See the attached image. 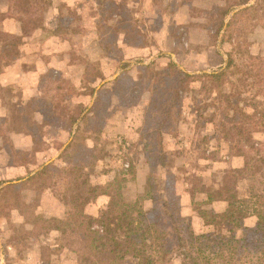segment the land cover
Here are the masks:
<instances>
[{
  "label": "rangeland",
  "instance_id": "374dc122",
  "mask_svg": "<svg viewBox=\"0 0 264 264\" xmlns=\"http://www.w3.org/2000/svg\"><path fill=\"white\" fill-rule=\"evenodd\" d=\"M52 1L47 7L42 0H7L8 10L0 12V42H21L5 63L16 64L5 76L18 79L0 83V175L11 181L18 168L54 162L48 176L16 190L6 187L11 182L2 188L0 264H79L73 248L84 245L80 236L51 228L69 216L65 166L82 161L93 184L127 177L123 192L129 198L146 195L149 174L154 191L172 181L184 186L181 210L187 196L195 227L211 229L201 210L219 212L223 203L199 202L239 163L234 121L264 142L263 125L255 121L260 115L233 116L220 95L221 89L232 92V101L246 105L248 114L264 108L258 97L264 0L245 7L238 0ZM228 5L235 6L219 30L218 6ZM57 26L61 31L53 34ZM230 53L239 65L218 85L208 74L222 71ZM171 62L194 77L180 84ZM235 188L241 196L249 192L244 180ZM110 201V194L99 195L85 212L104 217ZM143 206L150 212L153 201L146 198ZM257 221L256 214L245 218L248 226Z\"/></svg>",
  "mask_w": 264,
  "mask_h": 264
},
{
  "label": "trees",
  "instance_id": "16d2710c",
  "mask_svg": "<svg viewBox=\"0 0 264 264\" xmlns=\"http://www.w3.org/2000/svg\"><path fill=\"white\" fill-rule=\"evenodd\" d=\"M42 2L47 3L48 7L53 1ZM248 2L249 0H238L235 4L244 5ZM234 6H218L221 8L219 30L224 26L225 18ZM251 8L234 14L227 29L231 28L239 14ZM29 11L31 10L25 12ZM60 31L61 26L51 30L53 34ZM4 35L0 30V40ZM20 43L11 40L0 42V73L5 63L12 59L13 47ZM238 65L230 53L228 65L222 71L210 73L208 76L219 85L232 68ZM170 67L177 70L180 76L179 83L182 85L186 78L195 75L178 69L174 62L170 63ZM241 72L242 69L238 75ZM259 89L258 97L261 99L264 97V83ZM220 95L227 99L226 105L232 109L233 116L243 113L247 118H251L253 114L254 116L258 114L260 117L255 121L264 128V108L257 110L256 107L254 113L248 114L246 105L241 106L238 101H232V92L221 89ZM168 116L170 117V113ZM76 119V117L73 119V123ZM234 123L239 163L227 172L223 185L207 192L206 198L199 202V204L224 202V207L219 212L201 210L205 224L212 227L211 229L195 227L193 217L182 214L181 197L187 193L184 186L179 188L172 181L170 186L154 191L151 188L154 177L149 174L147 181L150 187L146 195L129 198L123 192L127 177L117 175L105 184H93L90 179L91 173L83 161L65 166L64 172L68 175L67 190L70 195L68 201L70 209L67 213L69 216L67 220H62L61 224H56L51 229H60L63 226L80 236L84 245L82 248H73L79 264H123L122 261L127 260L128 264H261L264 261V142L255 141L247 125H240L236 121ZM15 150L12 151L18 152ZM53 164L54 162L44 166L32 175L30 173L34 168H27L25 173L16 174L6 187L16 190L18 185H27L40 177L48 176L54 167ZM133 168L131 164L122 172L125 175L127 172L129 174ZM25 177L27 179H24ZM49 180L50 176L43 178L44 188L50 187L47 184ZM241 180L248 182L249 192L246 196L239 195L235 188ZM103 194L111 195L104 217L87 215L86 206L93 198ZM146 198L153 201L150 212L143 206V200ZM248 214L257 215L256 225H246L245 218ZM113 219L116 226L111 223Z\"/></svg>",
  "mask_w": 264,
  "mask_h": 264
},
{
  "label": "crops",
  "instance_id": "0c3cea01",
  "mask_svg": "<svg viewBox=\"0 0 264 264\" xmlns=\"http://www.w3.org/2000/svg\"><path fill=\"white\" fill-rule=\"evenodd\" d=\"M6 1L7 0H5V2H0V3H2V4H0V12H2V11H7L8 10V7H9V5H7V3H6ZM54 3V2H53ZM52 3V4H53ZM50 6H52V5H50ZM20 28H18V29H16V30H14L15 31V33H19V30ZM16 64H13V65H9L8 67H5L4 69H3V71L0 73V83L1 84H3V85H5V84H9V83H13L14 81H15V79H18V77L19 76H15L14 75V73H11L10 74V76H8V77H6L5 75L6 74H8L9 75V73L11 72V71H9V70H11L12 68H13V66H15ZM9 71V72H8ZM20 75V74H19ZM18 136H21V135H23V134H17ZM17 136V137H18ZM15 142V143H14ZM14 144L17 146V147H20L18 144H16V141L14 140ZM52 159H54V158H52ZM51 159V160H52ZM49 161L50 160H48V161H46V162H44L43 164H41V165H39L38 166V168H34V170H32V172L30 173V175H32V174H34V173H36L38 170H40V169H42L44 166H46L48 163H49ZM23 173H25V169H24V167H22V168H18L14 173H13V177L12 178H14L15 176H16V174L18 175H21V174H23ZM4 179H5V177H3L2 175H0V189H2L4 186H5V183H10V182H12V181H4ZM13 182H15V180L13 181ZM187 196L185 197L184 196V201H183V207H182V214H184V215H189V216H193V221L195 220H197V218L195 217V214H192V213H194V211H192L189 207H187V205H188V202H187ZM217 202V201H216ZM219 203H223V206L222 207H224V202L223 201H218ZM198 219H200V218H198ZM194 221V222H195ZM200 223V222H199ZM204 223V222H203ZM250 225H255V224H250Z\"/></svg>",
  "mask_w": 264,
  "mask_h": 264
},
{
  "label": "water",
  "instance_id": "95a60500",
  "mask_svg": "<svg viewBox=\"0 0 264 264\" xmlns=\"http://www.w3.org/2000/svg\"><path fill=\"white\" fill-rule=\"evenodd\" d=\"M245 6H246V5H243V6H241V7H245ZM247 6H248V5H247ZM234 11H235V10H234ZM234 11H233V12H234ZM233 12H232V13H233ZM226 24H227V22H226ZM8 183H9V182H8ZM6 184H7V183H5V185H6Z\"/></svg>",
  "mask_w": 264,
  "mask_h": 264
},
{
  "label": "built area",
  "instance_id": "2783aa9c",
  "mask_svg": "<svg viewBox=\"0 0 264 264\" xmlns=\"http://www.w3.org/2000/svg\"><path fill=\"white\" fill-rule=\"evenodd\" d=\"M128 167H129V165H128Z\"/></svg>",
  "mask_w": 264,
  "mask_h": 264
}]
</instances>
